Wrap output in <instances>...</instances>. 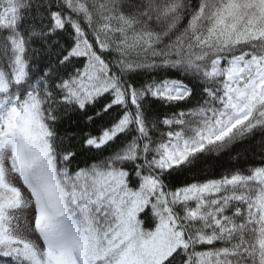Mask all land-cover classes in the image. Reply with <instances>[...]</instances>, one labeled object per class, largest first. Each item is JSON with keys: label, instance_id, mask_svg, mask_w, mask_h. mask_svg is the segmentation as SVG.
<instances>
[{"label": "snow or ice", "instance_id": "snow-or-ice-1", "mask_svg": "<svg viewBox=\"0 0 264 264\" xmlns=\"http://www.w3.org/2000/svg\"><path fill=\"white\" fill-rule=\"evenodd\" d=\"M0 264H264V0H0Z\"/></svg>", "mask_w": 264, "mask_h": 264}]
</instances>
